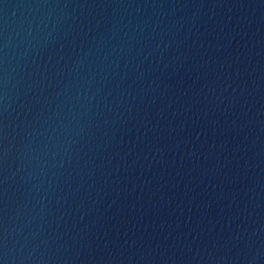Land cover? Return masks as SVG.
<instances>
[{
    "label": "water",
    "instance_id": "1",
    "mask_svg": "<svg viewBox=\"0 0 264 264\" xmlns=\"http://www.w3.org/2000/svg\"><path fill=\"white\" fill-rule=\"evenodd\" d=\"M0 260L264 264V0H0Z\"/></svg>",
    "mask_w": 264,
    "mask_h": 264
},
{
    "label": "clouds",
    "instance_id": "2",
    "mask_svg": "<svg viewBox=\"0 0 264 264\" xmlns=\"http://www.w3.org/2000/svg\"><path fill=\"white\" fill-rule=\"evenodd\" d=\"M0 264H6V260H0Z\"/></svg>",
    "mask_w": 264,
    "mask_h": 264
}]
</instances>
